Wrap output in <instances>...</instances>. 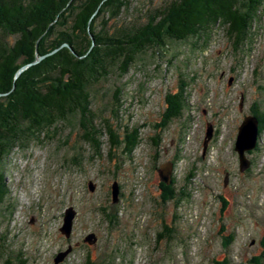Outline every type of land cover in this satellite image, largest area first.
<instances>
[{
    "label": "rangeland",
    "instance_id": "rangeland-1",
    "mask_svg": "<svg viewBox=\"0 0 264 264\" xmlns=\"http://www.w3.org/2000/svg\"><path fill=\"white\" fill-rule=\"evenodd\" d=\"M170 1L128 0L105 26L144 23ZM258 16L241 46L216 26L205 44L166 41L138 53L122 75L111 68L92 84V122L104 119L114 133L111 142L99 137L98 153L71 116L2 158L0 264H53L67 245L56 264H264V127L257 149L245 152L247 170L238 171L233 149L242 117L264 108V0ZM180 84L185 105L168 119L167 95ZM206 125L212 135L202 151ZM133 128L139 142L126 153L124 132ZM165 161L172 192L156 171ZM68 206L75 214L65 238L58 227Z\"/></svg>",
    "mask_w": 264,
    "mask_h": 264
},
{
    "label": "trees",
    "instance_id": "trees-1",
    "mask_svg": "<svg viewBox=\"0 0 264 264\" xmlns=\"http://www.w3.org/2000/svg\"><path fill=\"white\" fill-rule=\"evenodd\" d=\"M262 2L171 0L144 23L109 29L107 19H117L128 0H0V160L14 147L71 116L78 118L82 139L98 153L99 137L106 134L111 142L114 133L106 120L99 126L92 122V84L111 68L122 75L138 53L162 48L166 41L201 39L205 44L216 26L236 47L241 46L259 17ZM38 55L44 56L14 76L19 66ZM182 92L180 84L175 93L167 95L172 99L168 119L177 117L185 105ZM250 113L257 119L259 133L264 127V108H253ZM137 134V128L125 130L122 146L126 153L138 144ZM172 179L168 185L160 183L164 192L171 191ZM5 194L0 172V202ZM16 264L25 263L19 259ZM83 264L94 263L85 257ZM213 264L229 262L224 258ZM245 264L258 262L250 258Z\"/></svg>",
    "mask_w": 264,
    "mask_h": 264
},
{
    "label": "water",
    "instance_id": "water-1",
    "mask_svg": "<svg viewBox=\"0 0 264 264\" xmlns=\"http://www.w3.org/2000/svg\"><path fill=\"white\" fill-rule=\"evenodd\" d=\"M65 43H62L61 46H64ZM55 50V49H54ZM52 50V51H54ZM50 51V52H52ZM49 52V53H50ZM44 55L35 56V58L28 63L22 64L17 68L14 73L16 76L19 72L25 69L30 64L37 62ZM240 106V105H239ZM212 128L209 125H206L204 130V137L202 139V151L205 149V145L207 140L211 137ZM257 120L256 117L252 114L244 115L237 126L233 149L236 152L237 162H238V171L241 172L245 170L249 165V160L246 158L244 152L250 150L254 147L256 139H257ZM159 182L168 185L171 181V172H172V163L170 161H165L161 163L158 168H156ZM227 174L223 175V185L226 182ZM88 190H92V185L90 182L87 183ZM118 195V186L116 181H112L110 184V198L112 202L117 200ZM75 211L71 206L64 208L61 216V224L58 227V231L67 238L71 231L72 220L74 217ZM87 243H93L94 236L93 234H87L84 239ZM70 245H67L66 248L62 251H58L54 257L52 258L53 264L60 262L66 254L70 251Z\"/></svg>",
    "mask_w": 264,
    "mask_h": 264
},
{
    "label": "flooded vegetation",
    "instance_id": "flooded-vegetation-1",
    "mask_svg": "<svg viewBox=\"0 0 264 264\" xmlns=\"http://www.w3.org/2000/svg\"><path fill=\"white\" fill-rule=\"evenodd\" d=\"M251 114V113H250ZM253 115V114H252ZM257 120V119H256ZM257 132H258V126H257ZM211 135H212V131H211ZM257 135H258V133H257ZM211 138V137H210ZM257 149V145H256V142H255V145H254V147L252 148V149H250V150H247V151H245L246 152V154H249V153H251L252 151H255ZM245 152H244V154H245ZM248 159V158H247ZM249 160V159H248ZM250 160H249V165H250ZM249 165H248V167H249ZM248 167L245 169V170H247L248 169ZM225 237H228V236H225ZM225 237L223 238V241H224V239H225ZM226 245V244H225ZM70 247H72V246H70Z\"/></svg>",
    "mask_w": 264,
    "mask_h": 264
}]
</instances>
